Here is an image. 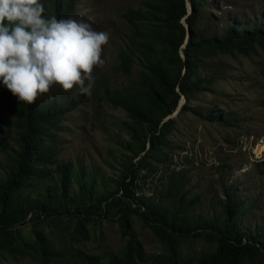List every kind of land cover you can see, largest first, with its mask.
Wrapping results in <instances>:
<instances>
[{"label":"rangeland","instance_id":"rangeland-1","mask_svg":"<svg viewBox=\"0 0 264 264\" xmlns=\"http://www.w3.org/2000/svg\"><path fill=\"white\" fill-rule=\"evenodd\" d=\"M50 1L41 0L46 19L50 18ZM145 1L75 0L68 18L87 22L95 31L109 35L101 56L104 66L94 69L90 95L75 90L65 93L53 85L48 94L39 98L42 104L53 100L65 103L81 95L80 103L57 125L58 130L52 132L56 143L54 162L40 178L32 181L22 198L41 199L49 189L54 199L59 200L55 168L67 162L72 164L70 196L77 195L79 179L84 183L93 180L95 203L116 188L114 181L120 180L123 162L132 158L127 144L134 125L126 112L113 107L108 98L114 92H130L138 80V63L134 62L131 73L124 74L118 68V54L133 38V29L122 15L138 10ZM206 8L204 20L209 30L205 37L208 38L220 37L234 23L241 31L264 27V0H207ZM180 55L183 56L182 52ZM199 72L201 77L214 76L212 88L190 101L189 111L179 113L176 109L171 114L175 124L166 138V146L155 159L142 164L134 201L141 202L142 207L176 209L185 219L199 216L221 219L227 190L241 209L239 230L262 233L264 244V50L254 47L248 57L215 55L199 64ZM184 101L181 99L178 106ZM211 108L220 110L230 125L225 127L203 119ZM12 122V114L0 107V145L6 148L17 146ZM6 161L0 150V180L5 177ZM134 162L139 163V158ZM174 181L178 185L170 191ZM182 193L186 195L179 208L177 196ZM93 219L95 222L86 227V239L72 231L74 221L66 223L71 229L67 231L63 230V224L54 225L48 219L35 221L34 225L24 224L18 229L21 241L15 244L22 256L14 259L2 251L0 264H41L35 259L33 228L45 236L57 254L55 264H88V256L107 263L111 256L121 257L125 239L117 216L104 219L97 213ZM130 219L129 232L143 247L144 264H198L205 252L215 250L213 242L202 238H179L174 259L169 253L171 246L161 242L140 216L132 214Z\"/></svg>","mask_w":264,"mask_h":264},{"label":"trees","instance_id":"trees-1","mask_svg":"<svg viewBox=\"0 0 264 264\" xmlns=\"http://www.w3.org/2000/svg\"><path fill=\"white\" fill-rule=\"evenodd\" d=\"M187 2L189 13L186 0H146L138 10L122 15L133 29V38L120 49L118 68L129 74L136 61L139 77L130 92H114L108 101L113 107L123 109L134 125L127 144L132 158L123 162L120 180L114 181L116 188L106 192L96 203L93 201V180L84 183L79 179L77 195H69L72 173L69 162L55 168L59 179V200L54 199L49 189L41 199L22 198L32 181L40 178L47 166L54 162L56 143L52 132L58 130L57 125L80 103L81 95L65 103L53 100L42 104L38 98L29 105L20 102L0 83V107L12 114L11 126L17 135L15 148L0 145L7 158L3 167L6 168L5 177L0 180V253L6 251L14 259L22 256L21 251L15 249V244L21 241L18 229L42 219H48L54 225L63 224L65 231L71 230L66 223L74 221L72 231L86 239V227L95 222L93 217L98 213L104 219L117 216L125 239L124 252L121 257L111 256L107 263L98 257L88 256L87 263L144 264L143 247L129 232L130 215L136 214L161 242L171 246L169 253L174 259L179 238H202L216 246L213 252H205L198 264H264L262 233L239 230L241 209L227 190L224 191L221 219L201 216L185 219L176 209L142 207L141 202L134 201L135 183L142 164L160 155L174 127V119L167 118L177 109L181 99L185 101L179 113L187 112L190 101L212 88L214 76L201 77L199 64L206 59L212 60L215 55L248 57L254 47L264 50V27L241 31L234 23L220 37H205L209 30L204 20L207 0ZM74 4L75 0H51L50 18L67 19ZM203 119L225 127L230 125L216 108H211ZM136 158H139V163L134 162ZM177 185L178 181H174L170 191ZM185 195L177 196L179 208ZM32 232L35 238L33 246L37 250L35 259L41 264H55L57 254L45 236L34 228Z\"/></svg>","mask_w":264,"mask_h":264},{"label":"clouds","instance_id":"clouds-1","mask_svg":"<svg viewBox=\"0 0 264 264\" xmlns=\"http://www.w3.org/2000/svg\"><path fill=\"white\" fill-rule=\"evenodd\" d=\"M44 11L41 0H0V83L29 105L53 85L90 95L109 35L84 21L46 19Z\"/></svg>","mask_w":264,"mask_h":264},{"label":"water","instance_id":"water-1","mask_svg":"<svg viewBox=\"0 0 264 264\" xmlns=\"http://www.w3.org/2000/svg\"><path fill=\"white\" fill-rule=\"evenodd\" d=\"M186 7H187V9H188V13H189V9H190V6H189V3L187 2V0H186ZM188 33V32H187ZM187 36L188 35H186V39H187ZM185 43H186V40H185V42H184V45H185ZM184 47V46H183ZM182 47V48H183ZM183 57V56H182ZM184 100V99H183ZM181 105V104H180ZM180 105L177 107V112L179 111V109H180ZM182 106V105H181ZM169 118H171V116L170 117H168L167 119H169ZM167 119H165V120H167Z\"/></svg>","mask_w":264,"mask_h":264}]
</instances>
